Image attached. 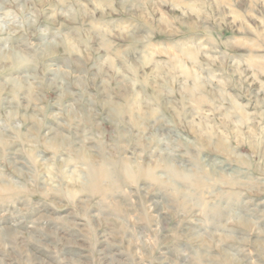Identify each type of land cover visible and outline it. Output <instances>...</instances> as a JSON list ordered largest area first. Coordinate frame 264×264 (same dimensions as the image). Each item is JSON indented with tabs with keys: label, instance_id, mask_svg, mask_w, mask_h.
Masks as SVG:
<instances>
[{
	"label": "rangeland",
	"instance_id": "rangeland-1",
	"mask_svg": "<svg viewBox=\"0 0 264 264\" xmlns=\"http://www.w3.org/2000/svg\"><path fill=\"white\" fill-rule=\"evenodd\" d=\"M8 2L24 24L0 11V264H264V0H168L146 55L85 52L40 11L53 0ZM101 145L126 186L70 201L51 171L32 182L33 160L87 166Z\"/></svg>",
	"mask_w": 264,
	"mask_h": 264
},
{
	"label": "clouds",
	"instance_id": "clouds-1",
	"mask_svg": "<svg viewBox=\"0 0 264 264\" xmlns=\"http://www.w3.org/2000/svg\"><path fill=\"white\" fill-rule=\"evenodd\" d=\"M167 2L168 0H87V2L86 0H53V2L43 4L40 11L51 9L53 17L63 16L65 24H74L73 31L77 34V40L83 46L85 52L94 39H99L101 42H112L108 49L110 54L116 49V41L118 40L124 42L127 48L140 45L136 51L141 55H146L154 47L153 37L159 28L154 20L155 14L159 11L161 5ZM172 6L185 7L176 4ZM211 7H213L211 4L201 5V8L204 9H210ZM0 11L4 12L5 19L13 18L17 28L23 26V19L13 10L8 0H0ZM142 25L143 30H141ZM57 34H60L59 30H57ZM10 35L11 32L6 26L5 34L0 39L7 43ZM120 50L124 51L126 48L121 46ZM115 54L117 58H120L119 52ZM5 59H8V57H5ZM127 63L130 62L126 61L125 66ZM14 66H16L15 63ZM146 66L143 62L136 65L137 68ZM207 67L210 69L211 65ZM249 67L251 66L249 65ZM247 70V68L244 69V71ZM244 71L240 73L242 76ZM256 73L264 75V63L255 69L253 74ZM136 75L134 73V76ZM151 75L152 73H146L145 79ZM261 102L264 103V101ZM196 144L198 146L199 141ZM232 151L234 154H238L240 148H233ZM96 155L98 159L87 166L71 159L60 163H56L55 160L51 162L33 160L31 165L33 169L31 173L33 176L32 182L41 172L51 171L52 176L48 180V184L51 185L50 190L55 191L57 195L67 197L70 201L78 196L99 191L104 185L116 188L117 185L126 186L131 182L127 174L128 164L122 157L115 155L105 145H101L96 149ZM260 155L261 159H264V151H261ZM197 156L201 160H208L202 153H193V157ZM215 160L219 161L220 158L216 157ZM249 160H251V157H249ZM238 161L239 156L237 155L235 162ZM193 162V158L176 160L177 165H182L185 168ZM49 163H51V169H49ZM222 164L227 167L228 161H223ZM69 165L72 166L69 167ZM16 167H19V165ZM176 179H180V176L177 175Z\"/></svg>",
	"mask_w": 264,
	"mask_h": 264
}]
</instances>
